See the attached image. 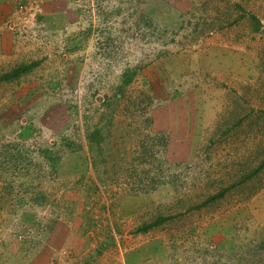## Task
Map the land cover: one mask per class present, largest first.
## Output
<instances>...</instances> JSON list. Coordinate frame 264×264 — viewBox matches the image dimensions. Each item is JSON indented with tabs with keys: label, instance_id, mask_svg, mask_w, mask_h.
I'll return each mask as SVG.
<instances>
[{
	"label": "rangeland",
	"instance_id": "374dc122",
	"mask_svg": "<svg viewBox=\"0 0 264 264\" xmlns=\"http://www.w3.org/2000/svg\"><path fill=\"white\" fill-rule=\"evenodd\" d=\"M35 62L0 80V264L61 227L65 264H264V0H0V78Z\"/></svg>",
	"mask_w": 264,
	"mask_h": 264
},
{
	"label": "crops",
	"instance_id": "0c3cea01",
	"mask_svg": "<svg viewBox=\"0 0 264 264\" xmlns=\"http://www.w3.org/2000/svg\"><path fill=\"white\" fill-rule=\"evenodd\" d=\"M56 235L58 237L53 236L52 239L49 241L47 247L44 246L43 248L40 249V251H39V248L35 250V251H38L36 259L32 258L30 260H27L26 263L21 262V258L25 257L24 253L26 250L24 249V251L22 252V249L20 250L19 243H18L19 244L18 248L14 252H11L12 250L10 252L13 255V257H15V260L18 262V263L16 262L17 264H65L64 261L66 260V258L62 257L61 255L55 258V256H53L55 254L51 253L52 252L51 248L57 247L59 244H61L59 245L61 250H63L64 248H67V246L68 248H70V244L67 243V237L70 236L72 238L73 236L68 235V231L64 227H61L58 230ZM49 246H52V247L50 248Z\"/></svg>",
	"mask_w": 264,
	"mask_h": 264
},
{
	"label": "trees",
	"instance_id": "16d2710c",
	"mask_svg": "<svg viewBox=\"0 0 264 264\" xmlns=\"http://www.w3.org/2000/svg\"><path fill=\"white\" fill-rule=\"evenodd\" d=\"M37 65H38V63L35 62V63L29 64V65L19 66L16 69H14L13 71H11L10 73H7V74L3 75L0 78V80H4V81L12 80V79L15 80V79L19 78L21 75H24V74L30 72ZM161 222H162V220L154 222V225H152V226H156V225L160 224ZM149 227H151V226H149ZM149 227H147V228H149ZM147 228H142L140 230V232H145L147 230Z\"/></svg>",
	"mask_w": 264,
	"mask_h": 264
}]
</instances>
